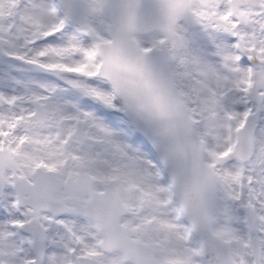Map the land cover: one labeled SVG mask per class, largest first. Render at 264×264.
Segmentation results:
<instances>
[{
    "label": "snow or ice",
    "instance_id": "obj_1",
    "mask_svg": "<svg viewBox=\"0 0 264 264\" xmlns=\"http://www.w3.org/2000/svg\"><path fill=\"white\" fill-rule=\"evenodd\" d=\"M0 264H264V0H0Z\"/></svg>",
    "mask_w": 264,
    "mask_h": 264
}]
</instances>
